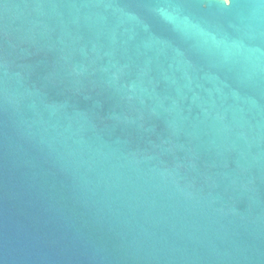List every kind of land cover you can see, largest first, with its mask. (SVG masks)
Listing matches in <instances>:
<instances>
[{
  "label": "water",
  "instance_id": "obj_1",
  "mask_svg": "<svg viewBox=\"0 0 264 264\" xmlns=\"http://www.w3.org/2000/svg\"><path fill=\"white\" fill-rule=\"evenodd\" d=\"M0 264H264V0H0Z\"/></svg>",
  "mask_w": 264,
  "mask_h": 264
},
{
  "label": "bare ground",
  "instance_id": "obj_2",
  "mask_svg": "<svg viewBox=\"0 0 264 264\" xmlns=\"http://www.w3.org/2000/svg\"><path fill=\"white\" fill-rule=\"evenodd\" d=\"M213 1H218V0H213Z\"/></svg>",
  "mask_w": 264,
  "mask_h": 264
},
{
  "label": "rangeland",
  "instance_id": "obj_3",
  "mask_svg": "<svg viewBox=\"0 0 264 264\" xmlns=\"http://www.w3.org/2000/svg\"><path fill=\"white\" fill-rule=\"evenodd\" d=\"M220 1H225V0H220Z\"/></svg>",
  "mask_w": 264,
  "mask_h": 264
}]
</instances>
